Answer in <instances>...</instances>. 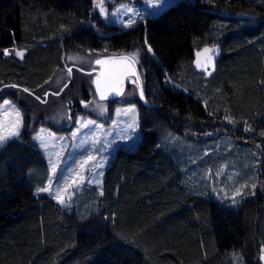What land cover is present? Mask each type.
<instances>
[{
  "label": "trees",
  "instance_id": "obj_1",
  "mask_svg": "<svg viewBox=\"0 0 264 264\" xmlns=\"http://www.w3.org/2000/svg\"><path fill=\"white\" fill-rule=\"evenodd\" d=\"M218 44L217 73L205 78L193 66L194 53ZM135 45L145 54L143 97L133 101L142 139L115 151L103 195L86 190L96 199L92 215L36 195L49 172L27 130L0 150V264H263L264 0H181L127 30L103 22L93 0H0V91L30 99L49 90L66 55H117ZM5 49L13 54L3 55ZM14 50H23V59ZM84 82L74 96H90ZM20 103L30 124L35 108L25 98ZM218 134L233 139L223 147L239 168L246 172V162L247 174L259 178L236 208L188 183L203 178L205 165L228 159L204 161L205 150L196 149Z\"/></svg>",
  "mask_w": 264,
  "mask_h": 264
},
{
  "label": "rangeland",
  "instance_id": "obj_2",
  "mask_svg": "<svg viewBox=\"0 0 264 264\" xmlns=\"http://www.w3.org/2000/svg\"><path fill=\"white\" fill-rule=\"evenodd\" d=\"M180 1L172 0L169 7L157 15H151L150 13L155 8L163 7V0H103L102 6L105 10L103 13L100 12L96 0H93L94 12L99 15L103 22L126 30L148 18L160 16L164 11L175 6ZM128 9H131V11H128ZM133 17L135 22L131 26H122L127 25L129 19ZM144 56V51L140 45H135L128 53L117 55H109L106 52H94L92 50L74 52L65 56V67L50 83L48 86L49 90H42L38 95L32 94V96H29L30 99L25 94L15 91V89L8 88L0 91V136H3V139H0V150L12 141L21 139V135L27 130L47 163L49 178L43 187H48L51 180V190L50 192L40 193L35 191L36 195L46 194L59 203L54 198L57 191H59L65 197L64 204L59 203L64 208L72 209L75 205L78 213L84 217L92 215L96 211V199L92 192L86 190L95 188L97 191L96 197H100L105 171L115 151L121 146L130 147L134 145L133 147H135L142 139L139 108L133 102L141 99L140 91L142 85L141 87L137 86L135 79H129L131 86H123L122 94H115L112 95L113 97L101 100L99 93L96 91L94 81L99 76L102 66L97 65L95 61L97 59L116 61L118 58L123 57L134 58L135 67L140 68V63ZM69 68L71 69V74L68 73ZM77 70L79 73H84L85 76L76 73ZM78 75V82H75L77 85L73 89H69L66 99H63L65 95H62V92L65 94V88L68 86L70 78H73V76L78 77ZM84 81H89L88 93L90 96L86 99L82 97L83 94L74 96L78 93L81 94L79 89L84 85ZM74 85L73 83L71 88ZM166 85H168V82ZM59 89H62L60 93ZM45 93H47L46 97ZM36 96H39L41 100H37ZM23 98L27 99L30 105L35 108V114L32 115L30 124H28L27 112L20 103ZM4 100L10 103L4 105ZM42 100H46V102H41ZM85 104H87V107L84 106ZM13 105L22 117L19 126L16 128L18 135H8L5 132V128L10 129L17 120ZM5 112L9 113L7 118H5ZM40 117H43V120ZM90 120L95 121V123L87 124L86 127L83 126ZM129 124L136 126L134 136L132 130L128 128ZM42 129L44 130L43 132H41ZM77 129H79L78 132ZM73 133H76L74 138ZM125 133L133 136V138L122 140L121 137ZM40 135H43V140L37 138ZM232 140L229 136H220L218 134L213 140L198 143L199 146H196V149L199 150L200 148L201 151H206L208 146L210 149L215 147L214 150L204 151L201 157L199 156L204 161L208 160L210 155H213V158H217V156L220 157L225 154L228 159H225L226 162L216 163L215 161L210 165L207 164L203 170L198 165L194 171L200 172L202 170L203 178L195 179L192 177L188 183L194 186V189H197L199 193L206 192L216 198L221 204L236 208L240 205L242 199L244 200L246 196L255 192L256 187L253 188L252 186L257 185L259 178L253 177L254 174L251 176L247 174L251 166L246 165V162L243 163L247 169L246 172L241 170L230 150L223 147L228 145H223L224 141L232 145L234 143ZM184 153L183 151L182 154ZM88 155L93 156L94 159L89 161L87 165H83V161L87 159ZM258 160L261 161L260 154L258 155ZM188 161L189 158H183L182 166H187ZM197 163L199 162L193 161L190 166H197ZM100 164H103V167H98ZM53 165L56 166L55 173L52 172ZM67 166H70L68 175L58 188L55 179L59 177L61 169ZM82 167L83 170H81ZM89 170H91L92 174H90ZM99 173H103V175L101 176ZM254 173H256V169ZM254 178L255 181L253 182L252 179ZM73 180L76 181L75 184L72 183ZM237 190L241 194L235 196L234 193ZM233 199L235 203H233ZM262 261L264 264V255L262 256Z\"/></svg>",
  "mask_w": 264,
  "mask_h": 264
},
{
  "label": "snow or ice",
  "instance_id": "obj_3",
  "mask_svg": "<svg viewBox=\"0 0 264 264\" xmlns=\"http://www.w3.org/2000/svg\"><path fill=\"white\" fill-rule=\"evenodd\" d=\"M97 5L99 6V10L100 12H104V8H103V0H96ZM172 3V0H163V7L162 8H155L150 14L151 15H157L159 14L161 11H163L164 9H166L167 7H169ZM123 7V6H122ZM128 11H131V9H128ZM244 18V17H242ZM135 22V18H130L128 21L127 25H122V26H131L132 23ZM148 52H151L152 49L150 46H148L147 48ZM204 53H211L213 51V49H209V48H205ZM13 52L9 51L8 49H5L3 51V55L7 56V55H12ZM14 54L15 56L23 59L25 52L23 50H14ZM199 55V54H198ZM212 61V56L208 55L206 57V64H210ZM95 63L97 65H101L102 66V70L100 72V75L96 77L95 79V87H96V91L99 93L100 99H106L108 94L110 93H115L116 95H120L122 94L123 91V83L126 77H128L129 75L132 76H136L137 80L139 79L138 74L135 71V62H134V58L133 59H129L127 57L122 58L121 61H113V60H102V59H97L95 61ZM197 66H202L200 60H197ZM205 71H207V67H205ZM68 73L71 74V69H68ZM209 75L211 74L210 72L208 73ZM135 82V81H133ZM170 82V81H169ZM66 86V85H65ZM12 87H16V85H12ZM23 91L28 92V89L25 88L23 89ZM34 95V94H33ZM47 96V93H45V97ZM140 96L143 97V90L141 88L140 91ZM37 100H41V98L39 96L35 97ZM41 102H46V100H42ZM4 105H8L10 102L7 100H4ZM85 107H87V104L84 105ZM13 110L15 111V116L17 118L16 122L12 125V127L10 129L5 128V132L8 135H18V132L16 131V128L19 126V123L22 120L21 114L18 110L15 109V106L13 105ZM5 118H7V116L9 115L8 112H5ZM227 119V117H226ZM95 121H87L85 125L83 126H87V124H94ZM128 128H130L132 130V134L134 136L135 131H136V126L134 124H129ZM44 130L42 129L41 132H43ZM79 131V129H77V132ZM76 133H73V138L75 137ZM133 136L128 135L127 133H125L124 136L121 137L122 140H127V139H132ZM40 140H43L44 137L43 135H40L37 137ZM0 139H3V136H0ZM136 139H138V137H136ZM46 146V145H45ZM134 146V145H133ZM130 146V147H133ZM94 157L91 155L87 156V159L83 161V165H87L89 161L93 160ZM98 167H103V164L98 165ZM69 168L70 166H67L65 168H62L59 174V177L55 179V183L57 185V187L59 188V186L61 184H63L65 177L68 175L69 172ZM83 170V167L82 169ZM52 172L55 173L56 172V166L53 165L52 167ZM90 174L91 170H89ZM99 175H103V173H99ZM82 179V178H81ZM73 184L76 183L75 180L72 181ZM52 187V181H49V185L48 187H42V188H38L36 191L37 193L40 192H50ZM253 188H255V185L252 186ZM101 195H103V192H100ZM241 193L237 190L234 195L238 196ZM54 198L60 203V204H64L65 202V197L63 195L60 194L59 191H57V193L55 194ZM70 199V197H69ZM233 203H235V200L233 199Z\"/></svg>",
  "mask_w": 264,
  "mask_h": 264
},
{
  "label": "water",
  "instance_id": "obj_4",
  "mask_svg": "<svg viewBox=\"0 0 264 264\" xmlns=\"http://www.w3.org/2000/svg\"><path fill=\"white\" fill-rule=\"evenodd\" d=\"M205 48L213 49V51L211 53L206 54L203 51ZM208 55L212 56V61L210 64H206V57ZM222 56H223V46L221 44L207 45L194 53L193 66L197 71V73L201 75H206L207 77H212L217 73L218 65L220 60L222 59ZM198 59L200 60L202 66H197ZM205 67H207V71H205ZM135 71L136 73H138L136 67H135ZM209 72L211 73L210 75L208 74Z\"/></svg>",
  "mask_w": 264,
  "mask_h": 264
},
{
  "label": "flooded vegetation",
  "instance_id": "obj_5",
  "mask_svg": "<svg viewBox=\"0 0 264 264\" xmlns=\"http://www.w3.org/2000/svg\"><path fill=\"white\" fill-rule=\"evenodd\" d=\"M121 60H122V58H118L116 61H121ZM136 69H137V72H138L137 74L139 76V79L137 80L136 76L129 75L128 77L125 78L124 83H123V86L126 85L127 87H130L131 85L129 84V79H135L136 80V83H137V86H140L141 87V85H142V81H141V68H136ZM101 70L99 71V75H100ZM112 95H115V93H110V94H108L107 97H113ZM88 98H89V96H88Z\"/></svg>",
  "mask_w": 264,
  "mask_h": 264
},
{
  "label": "bare ground",
  "instance_id": "obj_6",
  "mask_svg": "<svg viewBox=\"0 0 264 264\" xmlns=\"http://www.w3.org/2000/svg\"><path fill=\"white\" fill-rule=\"evenodd\" d=\"M203 76H205V78H210V77H207L206 75H203Z\"/></svg>",
  "mask_w": 264,
  "mask_h": 264
}]
</instances>
